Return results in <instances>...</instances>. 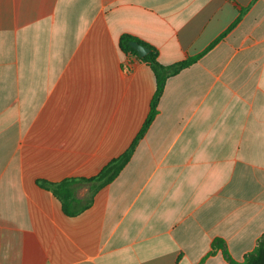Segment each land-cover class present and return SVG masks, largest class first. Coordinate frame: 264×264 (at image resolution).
Instances as JSON below:
<instances>
[{"label": "crops", "instance_id": "0c3cea01", "mask_svg": "<svg viewBox=\"0 0 264 264\" xmlns=\"http://www.w3.org/2000/svg\"><path fill=\"white\" fill-rule=\"evenodd\" d=\"M76 216L41 181L96 177ZM90 196L88 184L75 186ZM85 204H78V206ZM264 236V0H0V264L241 263Z\"/></svg>", "mask_w": 264, "mask_h": 264}, {"label": "trees", "instance_id": "16d2710c", "mask_svg": "<svg viewBox=\"0 0 264 264\" xmlns=\"http://www.w3.org/2000/svg\"><path fill=\"white\" fill-rule=\"evenodd\" d=\"M131 42H138L146 46L150 49V53L144 58H140L138 53L130 46ZM119 47L124 54L134 55L141 61L147 63L155 74L157 88L151 102L150 113L130 148L124 154L112 159L96 177L90 179L70 178L60 183H50L47 181L39 182L42 188L51 191L62 203L64 212L69 216H76L90 207L95 195L100 190L110 185L120 175L130 162L139 142L144 138L154 122L168 80L193 65L199 58H190L172 65H163L159 62V52L156 48L129 34L121 36ZM77 184H88L90 186V196L85 201L77 198L75 188ZM82 202H85V204L83 203V205L78 206V204H82ZM218 250L222 251L224 258L231 264H264V236L258 240L255 250L249 253L241 263L231 259L226 245L222 240L214 241L213 250L210 252V255H214Z\"/></svg>", "mask_w": 264, "mask_h": 264}, {"label": "water", "instance_id": "95a60500", "mask_svg": "<svg viewBox=\"0 0 264 264\" xmlns=\"http://www.w3.org/2000/svg\"><path fill=\"white\" fill-rule=\"evenodd\" d=\"M130 46L138 53L140 58H144L150 53V49L138 42H131Z\"/></svg>", "mask_w": 264, "mask_h": 264}]
</instances>
